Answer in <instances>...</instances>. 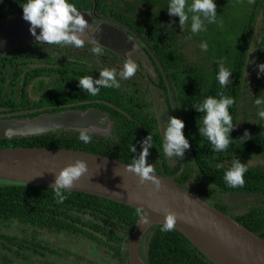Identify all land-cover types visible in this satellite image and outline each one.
<instances>
[{"label":"trees","instance_id":"trees-1","mask_svg":"<svg viewBox=\"0 0 264 264\" xmlns=\"http://www.w3.org/2000/svg\"><path fill=\"white\" fill-rule=\"evenodd\" d=\"M234 1L239 7L242 6L240 0H216L217 23L207 24V31L192 33L191 19L182 28L180 22H177L179 17L169 15V0H70L77 8L90 12L96 6L98 17L112 19L130 28L138 35L136 40L140 47L148 53L151 51L152 61L158 67L161 64L165 70L175 103V111L171 109L170 113L184 120V133L191 144L185 152V171L177 177L176 182L181 186H186L188 182L195 184L198 188L191 192L210 199L225 212L230 206L223 194H258L259 198L246 201L247 213L235 218L264 238V167L246 166L248 171L243 186H230L224 180L226 171L235 161H250L254 157L264 156V131L259 130L251 135L252 126L247 122L250 113L245 107L243 111L240 110L248 98L255 115L257 110L264 109L263 105L255 104L256 98L264 97V74L258 75V65L264 63V36L255 61L258 87L252 93L248 91L247 78L252 66L250 49L258 13L264 1L245 0L248 5L246 9L241 7L242 16L229 8L228 4ZM24 2L0 0V21L23 13ZM231 13L234 14L233 18L240 19L235 18L232 23L229 19ZM186 37L199 42V52L202 51L201 43L206 41L209 47L204 52L207 55H199L200 59L196 62L190 61L183 52L186 44L182 40ZM94 46L87 41L80 47V52H74L78 49L74 46L37 42L0 57V115L34 118L44 112L86 110L97 106L112 119V133L107 136L91 134L92 142L85 144L79 140L80 131L60 130L29 138L0 140V149L71 148L105 155L132 165L143 148L148 147V162L155 167V173L167 177L176 176L182 170L183 158H177L178 164L173 167L170 162L173 158L170 159L164 153L163 132L157 118L143 108L145 103L138 91L143 82L138 75L127 80L121 79V87L118 89L101 88L95 96L80 87V78L92 76L99 79L100 71L104 68H115L118 73L114 65L128 62L104 48L102 54L96 55L91 52ZM219 61L232 72L231 82L227 86H221L217 80ZM160 74L166 85L165 77ZM117 78L120 79L119 76ZM34 83L38 93L36 100L29 92V87ZM145 83H148L146 79ZM146 89L143 87V90ZM219 93L235 100L229 109L235 127L231 133L233 140L227 150L216 152L208 139L200 134L203 113L198 112L194 105L208 96L219 98ZM241 119L245 123V133L250 136L248 138H244L245 133L242 134L238 127ZM149 136L151 140L144 143ZM132 145H135L136 153L131 151ZM65 195L67 199L58 203L55 188L0 181V223L31 224L71 233L80 232L90 239L105 243L103 238L85 230L83 227L86 226L107 236L109 240L119 241L120 250L122 242L130 237L138 219L144 214L130 206L91 194L65 190ZM162 228H158L148 250L150 264H214L181 233L175 229L165 232ZM0 239L1 246L6 247H9L6 241H14L10 231L1 232ZM119 257L122 261L126 259L123 254H119ZM0 264L15 263L8 255H4L0 258Z\"/></svg>","mask_w":264,"mask_h":264},{"label":"water","instance_id":"water-1","mask_svg":"<svg viewBox=\"0 0 264 264\" xmlns=\"http://www.w3.org/2000/svg\"><path fill=\"white\" fill-rule=\"evenodd\" d=\"M79 10L89 22L82 35L87 37L88 42L99 44L128 60L139 50L136 39L124 28L109 20L98 23L96 6L92 12ZM30 27L23 13L1 20L0 57L14 49L37 43ZM39 32L40 29H37V34ZM153 93L159 106L158 92L153 90ZM112 126L109 114L100 107L44 112L34 118L0 115V140L29 138L60 130L80 131L83 128H90L91 134L107 136L112 133ZM8 128L14 130L13 135H5ZM77 161H84L87 171L68 190L106 198L144 213L130 238L124 242V248L129 249V264H146L140 256L141 241L154 227L148 240V245H151L157 227L163 226L168 212L177 216L175 230L214 264H264V238L217 208L210 200L191 192L195 186L193 183H188L186 187L179 185L176 182L178 175L167 177L155 173L160 180V188L156 190L151 181L141 184L140 177L130 171V164L105 155L71 148L10 147L0 149V181L55 188L59 173ZM185 163L184 158L181 172ZM256 198L259 195L255 193L233 192L227 194L226 202L237 206ZM245 213L247 211L241 209L237 215ZM83 228L106 239L89 227Z\"/></svg>","mask_w":264,"mask_h":264},{"label":"clouds","instance_id":"clouds-1","mask_svg":"<svg viewBox=\"0 0 264 264\" xmlns=\"http://www.w3.org/2000/svg\"><path fill=\"white\" fill-rule=\"evenodd\" d=\"M23 17L30 22V31L38 42L49 45L74 46L80 48L84 46L82 35L89 27V22L85 15L70 0H25L22 4ZM168 12L170 16H178L180 26L183 28L185 23L191 19V32L199 33L207 31V24L217 23V4L216 0H169ZM167 27L171 28L172 25ZM37 29H40L37 34ZM191 37H189L190 39ZM202 51L208 50V43L202 42ZM91 52L100 55L103 48L97 44L91 48ZM219 71L217 80L221 86H227L231 80L232 72L224 67L223 62L219 61ZM137 64L128 60L123 69L117 73L115 68H104L100 71V78L84 76L79 79V85L83 91L95 96L101 88H120V80L132 78L137 72ZM258 75L264 74V63L258 65ZM120 77V79L117 78ZM219 98L208 96L201 103L194 105L198 112L203 113L202 126L199 127L200 134L206 137L213 146V150L221 152L227 150L233 140L231 133L234 129L233 117L230 114V106L234 105L232 97L224 96L219 93ZM257 106L264 105V97L256 98ZM259 117L264 118V109L258 113ZM185 122L181 118L171 116L164 129L163 151L167 157L183 158L186 150L190 149L191 144L184 133ZM14 134V130H5L6 136ZM250 137L246 132L244 138ZM243 138V139H244ZM79 140L85 144L92 142L90 128H83L79 132ZM151 140V136L144 142ZM247 140V139H244ZM131 151L136 153L135 145ZM149 150L144 147L143 151L129 166L130 171L140 177L141 184L151 181L156 190L160 188V180L155 174V167L148 162ZM87 171L84 161H77L63 169L56 177L55 197L58 203H63L67 196L65 190L70 189L76 180ZM248 171L246 165L240 160L234 162L233 166L226 171L224 180L230 186H243L245 183V173ZM177 223V216L174 212L165 215L162 230L165 232L173 231Z\"/></svg>","mask_w":264,"mask_h":264},{"label":"flooded vegetation","instance_id":"flooded-vegetation-1","mask_svg":"<svg viewBox=\"0 0 264 264\" xmlns=\"http://www.w3.org/2000/svg\"><path fill=\"white\" fill-rule=\"evenodd\" d=\"M98 18L100 20L98 23L104 20H109V22L114 23L115 25H118L121 28H124L125 30L130 32L131 35L135 39L138 36L137 34H135L134 31H132L130 28H127L121 23H118L112 19H106L105 17H102V16ZM140 52L136 51L132 55V56H135V60H137V58L141 59V60H138L137 62L135 61V63L138 66L137 72L135 73V75H138L141 78V82H143V85L139 87V89L141 90H138L139 95L141 97V100L145 103L143 106L144 110L149 112L151 116H154L157 118L160 129L162 130L163 136H164V129L167 126L169 118L172 116L170 111L171 109L175 111L173 91H172L170 82L167 80V77L165 74L166 72L162 68L161 64L158 67L155 64V62L152 61L151 55L153 53L151 51L148 53L147 50H144L143 48L140 50ZM140 55L142 58L139 57ZM125 60L128 61V59H125ZM119 64L120 65H117V64L114 65L115 67L118 68V73L119 71L123 69L125 65L122 63H119ZM147 64H149V67ZM159 71L163 74V77H165L167 86L164 85L162 81V75L160 74ZM145 79L148 81V83L144 84ZM143 87L147 89L143 90ZM153 90L158 92L159 106H157L155 103L156 100H155ZM184 158L186 161V153L183 159ZM178 161L179 160L177 158H173L171 159L170 162L172 163V166L175 167L178 164ZM185 168H186V165H185ZM183 172L180 171V173H178L177 175L180 176ZM188 183H191V182H188ZM197 188L198 187L195 185L194 188H192L191 190L194 189L196 191ZM226 196L227 194H223V197H225V199H226ZM245 206H246V201H244L241 205L227 207L226 213L234 217L239 216L237 215V213L241 209L247 211ZM4 225H5V229H4L5 232L12 231L11 235L14 238V241H6L7 244H9V247L1 246V244H0V247H2L3 254L5 256L8 255L10 259L12 260V262H14L15 264H81L79 261H77L78 259L79 260L82 259L81 255L77 254L75 251L71 252L70 250H63L62 252L58 249L57 245L51 242L52 238L58 235L60 236L61 234L66 233L68 231H59L57 228L48 227V226L31 225V224H25V225H19V224L6 225L4 224ZM159 227H157V231ZM153 229L154 227L150 229L146 233V235L143 237L141 244H140V248H139L140 256L146 264H150L147 258V253L150 248V246L148 245V240H149V236ZM68 233L81 236L82 238L89 239L93 242H96L97 245H102L104 247H107L109 250L113 251V256L117 264H129V254H128L129 249L128 247L124 248V242L126 239H129L130 237H127L122 242V245H121L122 247L119 250L118 249L120 245L119 241H114L111 239L109 240L107 236H106V239H103L105 240V243H101L100 241H97L95 239H90L89 237L82 235V233L80 232H74V233L68 232ZM95 250L96 248L94 244L92 247V253ZM4 251L9 252V253L6 254ZM119 254H123L126 259L122 261V259H120L119 257ZM73 257H75L76 259ZM203 259L205 262L208 263V260L206 258H203ZM94 263L95 262L92 259H89L85 262V264H94Z\"/></svg>","mask_w":264,"mask_h":264},{"label":"rangeland","instance_id":"rangeland-1","mask_svg":"<svg viewBox=\"0 0 264 264\" xmlns=\"http://www.w3.org/2000/svg\"><path fill=\"white\" fill-rule=\"evenodd\" d=\"M262 1H264V0H262ZM240 4L242 5L241 7H243L244 9L247 8L248 3H246L245 0L244 1L240 0ZM228 6L232 11L236 10L235 12L242 16L243 13H242L241 7H239V5L236 1L232 2V4L231 3L228 4ZM258 15L259 16L257 19L256 28H255V35L253 38L254 40H253L252 47L250 49V54H249L252 66L247 73V78L249 79L248 91L251 93L253 92V90L255 88L258 87V85L256 83V79H255V74H256L255 73V61H256V54H257L259 44L262 41V38L264 36V3H263L262 8L260 9ZM233 16H234L233 13H231L229 16V19L232 23H233V21H235V18H237V19L239 18V17L233 18ZM177 22L179 23V21H177ZM184 28H185V26H184ZM81 38L84 40V42L88 41L87 37H85V36H82ZM182 42L184 44H186V46H184V48H183V52L187 55V57L189 58L190 61L196 62L198 59H200L199 55L201 57H204L207 55V53H205L204 51L199 52V50L197 48V47H199V42L193 41L192 38L189 39V37H186L182 40ZM141 49L139 48V50H137V51L140 52ZM81 50L82 49L78 48L74 52H80ZM139 57H141V55ZM130 60L137 62L138 60H141V59L137 58V60H135V56H132ZM29 92L31 94V97L34 100H36L38 98V93L36 91V84L35 83L29 87ZM244 107L250 113V119L247 122H249V124L252 126L250 128L251 135H255L259 130L264 131V118H262V120H260L259 115H258L259 110H257L256 115H255V113L253 112V109L249 106V98H248V100H246V102L244 104H242L240 110L243 111ZM263 107H264V105H263ZM238 127L240 129V132L242 134H244L246 131V127H245V123L242 121V119L240 120ZM240 162L244 163L246 166H262V167H264V156H257V157L252 158L250 161H244V162L240 161ZM216 197H217V195H216ZM4 229H5V225L0 223V233L5 232ZM10 233H12V231ZM0 241H1V239H0ZM51 242L53 244L57 245L58 249L62 252H63V250H70L71 252L75 251L77 254L81 255L82 259L77 260L81 264H85V262L89 259L94 260V262H95L94 264H117L115 259H114V256H113V251L109 250L107 247H104L102 245H97L96 242H93L89 239L82 238L81 236H78V235L70 234V233L66 232V233L61 234L60 236L58 235V236L52 238ZM94 244H95L96 250L92 253V247ZM143 249H144V247H143ZM4 252L6 254L9 253L6 251H4ZM3 255L4 254H3L2 247H0V257ZM73 258H75V257H73Z\"/></svg>","mask_w":264,"mask_h":264}]
</instances>
